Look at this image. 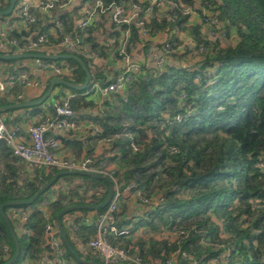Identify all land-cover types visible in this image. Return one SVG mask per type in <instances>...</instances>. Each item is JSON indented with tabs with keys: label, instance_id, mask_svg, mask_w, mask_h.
<instances>
[{
	"label": "trees",
	"instance_id": "obj_1",
	"mask_svg": "<svg viewBox=\"0 0 264 264\" xmlns=\"http://www.w3.org/2000/svg\"><path fill=\"white\" fill-rule=\"evenodd\" d=\"M130 1L104 3L127 6ZM166 1L173 5L154 9L146 23V37L134 24L115 25L110 11L98 13L79 31L75 24L81 3L55 13L60 28L48 19L10 28L8 37L18 39L19 45L1 54H72L84 62L90 73L86 88L62 84L54 88L70 91L69 104L85 127L67 131L58 139L71 158L89 157L92 170L102 172L61 174L55 189L53 182L31 203L5 205L2 213L8 223L0 213V264L15 253L10 228L19 246L10 264L55 260V246L64 251L66 263L96 261L87 243L95 235L98 215L110 201L93 207L105 201L111 185L113 196L115 185L121 190L128 184L153 204L150 210L142 206L132 219L128 214L134 209L132 202L122 198L116 224L129 227L128 233L112 236L111 242L138 257L140 264L162 263L171 257L174 264H264V0ZM8 5L9 0H0V10ZM18 6L15 0L13 11L0 17V23L5 20L8 27L16 22ZM183 7L196 11L198 17L191 18ZM209 17H215L216 23L210 24ZM125 30L129 31L128 47L143 55L152 45L159 46L160 40L169 42L170 62L161 69L142 63L121 91L105 94L97 104L92 85L99 81L104 87L110 80L107 67L94 63L89 52L106 59L112 45L104 35L110 31L119 36ZM209 31L219 36L212 38ZM42 34L47 36L44 44L25 49L27 41ZM66 35L78 38L79 46L71 52H54L53 47ZM42 60L60 66L64 73L58 77L67 81L81 84L85 79V71L72 58ZM14 61L0 59V64ZM26 70L20 67L10 74ZM51 78L35 99L46 92ZM20 91L16 86L0 97V108L9 105V97L22 102L17 98ZM51 96L26 109L32 115L43 113L42 117L52 113L61 100L54 96V102H47ZM42 105L47 106L44 111ZM17 120L5 122L12 127ZM98 145L101 152L95 154ZM58 171L24 162L0 141V204L29 200ZM134 203L141 206L138 200ZM70 206L75 208L61 215L60 222L76 254L67 248L56 227V214ZM12 210L26 214V219L13 217ZM91 211L95 218L90 217ZM48 223L55 228L50 235L45 230ZM77 246L85 250L82 255Z\"/></svg>",
	"mask_w": 264,
	"mask_h": 264
},
{
	"label": "built area",
	"instance_id": "obj_2",
	"mask_svg": "<svg viewBox=\"0 0 264 264\" xmlns=\"http://www.w3.org/2000/svg\"><path fill=\"white\" fill-rule=\"evenodd\" d=\"M74 3H81L82 5L78 10L80 17L76 19L75 24V28L79 31L85 30L97 17L98 13L110 11L111 19L115 25L134 24L139 29L142 37L148 35L149 29L146 27V23L152 16L154 9H166L169 5H173L172 1L166 0H131L127 6L116 5L114 3L105 5L104 0H93L91 3L84 0H19L18 10L14 13V16L18 18V25L21 26H27L48 19L54 23L56 28H60L61 24L55 13L69 9ZM183 9L191 18L198 17L199 15L189 7H183ZM206 19L209 20L210 24L216 23L215 17ZM12 27H15L14 23L7 28L0 26V51H6L19 45L18 39L8 37L10 28ZM209 34L212 38L219 36V34L213 31H209ZM128 39V30L122 31L119 36L111 35L108 40L112 45V50L109 51L106 59L100 58L96 52H89V56L93 59L94 63L103 65L106 63L105 61H108L115 68L114 75L107 74L110 83L102 87L101 82H95L92 85L93 93L105 95L109 92L121 91L144 62L159 69L170 62L169 53L172 51V45L169 42L162 39L159 42L160 45L156 48V52L148 51L146 55L142 53L139 56L134 53L136 57L140 58L134 60L133 47H128ZM46 41V34H42L36 39L27 41L24 47L27 50H35ZM79 43L80 40L78 38L73 39L71 36L66 35L63 36L58 45L53 47V50L54 52H58L61 49H66L71 52L76 50ZM38 69L39 75L20 71L16 74L5 76L1 75L0 70V97L16 86L21 89L27 87L40 88L42 84L40 75L52 74L54 77H58L59 74L64 73L60 66L48 64L45 60L39 61ZM23 96V93L20 92L17 98L22 99ZM71 97H73L72 94L63 98L55 105L52 113H47L37 122L31 124L27 129L26 137L21 136V129L18 125L8 127L0 113V141L3 140L10 147L13 155L26 163L43 165L59 170L81 171L84 173L95 171L101 173V170H92V161L89 157L75 159L63 155L60 151L58 136L67 131H79L85 127L83 122L77 121L75 118V111L69 104ZM181 119L182 117H177L178 121ZM48 133H51L52 136H47ZM132 147L134 150H137L136 145H132ZM123 192H125L126 196L133 198V200L140 201L141 207L143 206L142 210H150V205L153 204V201L145 197L141 190L134 189L133 184L126 185L122 190L118 189V186L115 185L110 204L104 212L98 215L95 235L87 243L88 248L101 261L100 264H120L129 261L140 264L138 257L130 256L127 249L111 242L112 236L128 233L129 227L120 228L117 226V218L115 216L122 198H125ZM11 214L13 217H20V221L22 222L26 219V214L20 215L16 210H12ZM136 215L130 214L129 217L135 219ZM74 229H76V226H74ZM45 230L50 235L52 230L55 231V228L52 224L48 223L45 226ZM24 231L27 232V230ZM180 234H183V231ZM55 249L57 254L55 260L44 259L41 264H67L64 259V251L56 248V246ZM4 250L7 251L8 247L5 246ZM181 255L186 257L185 252H182ZM23 264L37 263L28 259ZM157 264H174V258H168L165 262H158Z\"/></svg>",
	"mask_w": 264,
	"mask_h": 264
},
{
	"label": "crops",
	"instance_id": "obj_3",
	"mask_svg": "<svg viewBox=\"0 0 264 264\" xmlns=\"http://www.w3.org/2000/svg\"><path fill=\"white\" fill-rule=\"evenodd\" d=\"M7 23L8 22H6L4 20L3 23H0V26L7 28ZM14 24H15V26H21V25H18V19L16 20V22H14ZM110 36H111L110 35V32H107V34L104 35V39H109ZM156 48H157V46L152 45V47L149 48V51L155 52L156 51ZM142 53L143 52H141V54ZM38 54H42V53H38ZM15 60L16 61L11 62V63L0 64V70H1V75L2 76L8 75L12 71H14V70L16 71V69L17 68H20V67H26V69H27L26 72H28L30 74H38L39 75V72H38L39 71V69H38L39 59H36V58H18V59H15ZM105 62L106 63H104L103 65H105L107 67V69H108L107 74L114 75L115 68L112 65H110L108 61H105ZM40 77H41V82H42V84L40 85V88L34 89V88H31V87H27V88L21 89L20 92H22L23 95H24L23 98H22L23 99L22 102L33 101V99L36 100L35 98L44 89V86L46 85V80L49 79L50 77H54V76L52 74H46V75H40ZM51 93L52 94H50V95H53L54 94V96L57 99H59V100H62L63 98H66L68 95L71 94L69 90H67L66 88L59 87V86L55 87L54 90H52ZM92 97H93V100L95 101V103L99 104V103H101L102 97H104V95L101 94V93H93ZM7 99L9 101V105L8 106H4V107H7V108L2 109L0 112H1V114H2V116H3V118H4L5 121H6V119H10L11 120V119L17 118L18 120L16 121V124H14V125H18L20 127V129H21L20 130L21 136L22 137H26L27 136V129H28V127L31 124L37 122L42 117L43 113H40L39 115L38 114L32 115V114L29 113V110L26 109V108H29L31 106L14 108L13 105H16V104L22 103V102L16 101L14 97H9ZM54 100L56 102V99H54ZM32 106H35V105H32ZM46 107H47L46 105H42L40 108H41V110L44 111ZM60 151H61V153L63 155L69 156V154H70V151L69 150L66 153V151L64 150V148L62 149L61 146H60ZM100 152H101V147H100V145H98V146L95 147V154H99ZM109 167L111 168V165L108 166V168ZM60 171H63V170H60ZM60 171H58V172H60ZM58 176L53 181V182H56V185L52 186L53 189H55L56 186L61 182V180H58L57 181ZM122 189H124V187ZM123 193H124L125 198L127 197L132 202V205H133V207L135 209V210L134 209L131 210L128 214L129 215L130 214H137V210H139V209L141 210V206L137 208L136 204L134 203L133 198H131L129 196H126L125 195V192H123ZM76 215H80V213H76ZM89 215H90V217L94 218V215H95L94 211H91L89 213ZM71 218L72 217H68V221L71 220ZM70 234L72 235L71 232H70ZM83 251H85V250L83 249ZM91 257H92L93 260L98 259L95 256V254H92ZM85 262L86 263H89V264H100V263H98L96 261H85Z\"/></svg>",
	"mask_w": 264,
	"mask_h": 264
},
{
	"label": "water",
	"instance_id": "obj_4",
	"mask_svg": "<svg viewBox=\"0 0 264 264\" xmlns=\"http://www.w3.org/2000/svg\"><path fill=\"white\" fill-rule=\"evenodd\" d=\"M14 5H15V0H9V5L7 8H5L4 10H0V17H3L5 15H8L9 13H11L14 9ZM18 58H36V59H48V58H72L74 59L75 61H77V63L81 66V68L85 71V79L84 81L81 83V84H76V83H73V82H70V81H67L61 77H52L50 79V82H49V85L47 87V90L46 92L38 99L36 100H33V101H28V102H22V103H18L16 105H13L14 108H19V107H28V106H32V105H38L40 103H42L52 92L53 88L55 85L57 84H62V85H65L67 87H70V88H74V89H77V90H81V89H84L87 87L88 83H89V80H90V73L89 71L86 69V66L84 64V62L82 61L81 58H79L78 56H75V55H72V54H61V55H47V54H36V53H14V54H1L0 53V59H18ZM4 108H7V107H1L0 108V111ZM70 172H76V173H84V172H81V171H69V170H63V171H60L58 172L52 179H50L47 183H45L36 193L35 195L30 198L29 200L27 201H11V202H4V203H1L0 204V213L1 215L4 217L6 223H8V220L6 219L5 215L2 213V209L5 205H13V204H19V203H31L40 193H42L47 187H49L51 185V183L56 179V177L58 175H61V174H67V173H70ZM112 193H113V186L111 185L110 187V191L108 193V196L107 198L105 199V201L100 204L99 206H94L93 208L96 209L98 207H103L105 205L108 204V202L111 200V197H112ZM75 206H70V207H67L63 210H61L60 212H58L56 214V227L57 229L59 230L67 248L73 253V254H76L74 252V250L72 249V247L70 246L69 242H68V239L62 229V226H61V222H60V216L65 214L66 212L74 209ZM96 216L94 215V218ZM16 229V227H15ZM10 231L13 235V239H14V244H15V253L13 255V257L8 261L6 262L5 264H10L12 263L18 256V253H19V246H18V243H17V240L13 234V231H12V228H10ZM67 264H71L70 262H67Z\"/></svg>",
	"mask_w": 264,
	"mask_h": 264
},
{
	"label": "rangeland",
	"instance_id": "obj_5",
	"mask_svg": "<svg viewBox=\"0 0 264 264\" xmlns=\"http://www.w3.org/2000/svg\"><path fill=\"white\" fill-rule=\"evenodd\" d=\"M207 30H209V27H208V29ZM209 33V32H208ZM103 37V35H99V38L101 39ZM141 52L142 51H140V50H138V49H135V51L133 50V59L135 60H137V59H140V58H138V57H136L135 55H134V53H136V55H140L141 54ZM156 52V51H155ZM143 57V56H142ZM66 88V87H65ZM53 97H54V94L47 100V102H51V101H53ZM77 250H78V252L82 255V253H84V251H83V249L81 248V247H79V246H77V248H76ZM96 262H98V263H101V261L99 260V259H97L96 260Z\"/></svg>",
	"mask_w": 264,
	"mask_h": 264
}]
</instances>
